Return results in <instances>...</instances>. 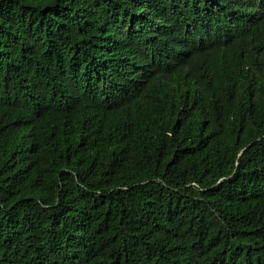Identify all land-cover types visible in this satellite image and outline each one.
I'll use <instances>...</instances> for the list:
<instances>
[{
  "label": "trees",
  "instance_id": "trees-1",
  "mask_svg": "<svg viewBox=\"0 0 264 264\" xmlns=\"http://www.w3.org/2000/svg\"><path fill=\"white\" fill-rule=\"evenodd\" d=\"M0 264H264V0H0Z\"/></svg>",
  "mask_w": 264,
  "mask_h": 264
}]
</instances>
